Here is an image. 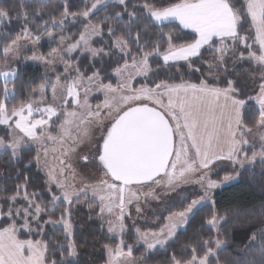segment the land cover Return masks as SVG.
<instances>
[{
	"label": "snow or ice",
	"instance_id": "6c2138e0",
	"mask_svg": "<svg viewBox=\"0 0 264 264\" xmlns=\"http://www.w3.org/2000/svg\"><path fill=\"white\" fill-rule=\"evenodd\" d=\"M83 5L70 11V0H0V165L16 179L23 175L11 194L0 189V264H90L76 237L80 205L89 221L101 222V233L119 238L102 245L104 264H147L171 244L179 258L174 250L166 264H264V205L241 217L214 199V190L257 164L264 175V0ZM13 23L17 29L6 30ZM70 25L82 29L78 36ZM44 37L58 46L37 52ZM21 50L31 51L23 59L38 61L44 73L38 86L21 84L25 96L13 102ZM197 60L207 78L184 79L181 68L200 72ZM137 78L143 83L134 87ZM94 94L103 99L92 104ZM224 162L230 171L214 179ZM33 165L44 179L29 190L25 170ZM190 185L200 194L183 195ZM170 192L178 211L176 201L161 200ZM141 197L145 206L148 197L162 205L152 209L155 219L145 216ZM133 205L137 219L129 225ZM181 231L187 239L177 243ZM230 244L238 256L226 251Z\"/></svg>",
	"mask_w": 264,
	"mask_h": 264
},
{
	"label": "trees",
	"instance_id": "16d2710c",
	"mask_svg": "<svg viewBox=\"0 0 264 264\" xmlns=\"http://www.w3.org/2000/svg\"><path fill=\"white\" fill-rule=\"evenodd\" d=\"M5 3H11V0H5ZM70 3L72 5L70 7V11H78L84 6L83 0H70ZM102 15L103 10H101V12L97 14V16L92 17V19L95 21ZM44 18L47 19L48 17L45 16ZM17 27L18 24L13 23L10 27H7L6 30L14 31L15 29H17ZM72 27V32H75L78 36L79 31L82 29L76 25ZM165 31H167V29H165ZM186 32L190 33V31ZM187 38L191 39L192 37L189 35ZM94 46L99 47V42L94 44ZM76 55L78 54H75L73 56V59L76 58ZM205 55H207V53ZM0 59H2V57H0ZM87 64L88 57H82L80 60L81 69L83 70ZM195 66L200 68V72L192 71L191 73H189L186 67L181 68V73L183 74L184 79H190L192 82H198L201 78H207L205 74L206 66L203 65L199 60L195 61ZM97 67H99V64H97ZM112 67H115V65L113 64ZM237 67H239V65H237ZM245 67H247V65H245ZM91 71L92 69L88 68V72L90 73ZM161 78L163 79L165 77L161 75ZM42 79L43 74L36 66L29 64L19 65V76L15 81L17 85L18 95L13 102L19 101L25 96V89L20 88L21 84H24L25 86H38L42 82ZM108 79L112 80L113 83L116 82L115 78L112 75H109ZM105 82H107V80ZM177 82H179V76H177ZM135 83L136 85H139L140 83H143V81L139 78L135 81ZM209 83H212V80L209 79ZM9 86H12V81L9 82ZM249 87H251V84H249ZM97 98L100 97L96 96L93 101H95ZM0 135H4V131L2 128H0ZM25 174L29 175L32 178L29 190L41 188L44 176L43 173L37 172L35 165H33L31 169L25 170ZM22 181L23 175L20 176L19 179H16L14 169H6L2 165H0V189H6L7 194H11L12 191H14L15 184ZM53 190L55 191V189ZM3 194L5 193L0 192V195ZM43 199H48V195L46 192H44ZM214 199L217 201L218 207H233L238 209L241 217H243L245 214H258L261 211V205H264V175L261 174L260 165L257 164L255 166V169L243 173L239 180L214 190ZM202 211H206V209ZM73 215L75 217L74 223L77 228V242L78 244L83 245V247L81 248V260L88 261L89 257H91L90 264H104L106 254L102 248V245L106 243L115 244L118 242V238H110L106 232L101 233L99 231V225L101 223L99 220H88L89 212L86 205L77 206V209L74 211ZM198 219L199 217H197V219L192 222V225L188 227L187 234H190L196 227ZM60 231L61 230L58 229L57 233L59 234ZM187 234L181 231L177 243L185 242L187 239ZM125 238L129 243H132L134 241V237L132 236L131 232ZM34 239H39V237H34ZM85 239H87V244H84ZM174 250L177 251L179 258V250L176 248V244H171L168 247L167 253L162 250L154 252L152 254V258L147 262V264H166L167 255ZM226 251L231 252L236 256L239 255V253L234 251V246L231 244L228 246ZM141 252H143L142 247L138 248L134 252V254L136 256H139Z\"/></svg>",
	"mask_w": 264,
	"mask_h": 264
},
{
	"label": "rangeland",
	"instance_id": "374dc122",
	"mask_svg": "<svg viewBox=\"0 0 264 264\" xmlns=\"http://www.w3.org/2000/svg\"><path fill=\"white\" fill-rule=\"evenodd\" d=\"M72 26H74V25H70V26H69V31H71V32H72V29H73ZM76 26H77V25H76ZM186 31H191V30H186ZM57 46H58V45H57L56 43H52V44H50V43L48 42L47 38L44 37V38H42V40H41V42H40V45L38 46V48L36 49V51H37V52L47 53V52L49 51L50 48H55V47H57ZM93 46H94V45H93ZM74 55H75V54H74ZM74 55H73V56H74ZM21 56H22V60H21V62L19 63V65H26V64L33 65V66H36V67L42 72V74L44 73V68H43V66H42L38 61H34V60H32V59H27V60H24V59H23V57H25V56H27V57H31V56H32V52H31V51L24 52L23 50H21ZM0 70H4L2 64H0ZM62 71H63V66H62V65H61V66H58V68H57V72H62ZM206 72H207V68L205 67V74H206ZM0 79H2V78H0ZM52 79L54 80L55 77L53 76ZM137 79H139V78H137ZM133 86H134V87H138L139 85H136V83L133 82ZM48 96H49V99H50V98H51V88L48 89ZM96 96H97V97L99 96L100 98H97L95 101H93V99H95ZM102 99H103V95H102V94H94V95L90 98V102H91L92 104H95V103L99 102V101L102 100ZM0 128H2V127H0ZM249 154H250V153H249ZM80 170H81V172H82L85 176L87 175V168H86V166L81 165V166H80ZM217 171H218L219 175H217V176H213L214 179H219V177H220V176H223V175L225 174L226 171H230V165H227V162H224V163L221 165V169H218ZM234 182H235V181H234ZM231 183H233V182H230V183H228V184H226V185H229V184H231ZM226 185H224V186H226ZM77 186H79V184H78ZM222 187H223V186H222ZM220 188H221V187H220ZM144 191H147V189H145ZM163 191H165V190H163V189H157V192H158V193H161V192H163ZM192 192H195L196 195H199V194H200L198 187L195 186V185H190V186H188V187H186V188H184V189L182 190V194H183V195H187V194L192 193ZM193 198H195V197H193ZM143 200H144V197H141V207L144 209V214H145V216H146L149 220H153V219H155V217L152 216V209L160 210L161 207H162V205H161L159 202H157V201H155V200H152L151 197H148L149 205H148V206H145L144 203H143ZM161 200H163L164 202H172V201H176V202H177V203H176V207L173 208L172 210H173V211H178V210L181 209V205H180L179 202H178V196H177V193H175V192H170L167 196H161ZM131 212H132V217H131V219H127V218H126V221H125V222H126L127 224H129V225H131V221H132V220H136V219H137V216H136V213H135V206H134V205L131 206ZM163 215H167V212H164ZM138 223H140L142 227H151V226H152L151 224L144 225V224L142 223V221H138ZM161 223H163L162 220H161ZM106 227H107V226L105 225V228H106ZM156 227L158 228L159 225H156ZM117 238H118V237H117ZM118 239H119V238H118ZM134 255H135V254H134Z\"/></svg>",
	"mask_w": 264,
	"mask_h": 264
}]
</instances>
